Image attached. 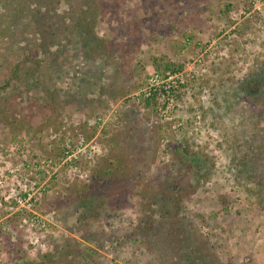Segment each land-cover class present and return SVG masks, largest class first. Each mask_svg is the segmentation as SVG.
<instances>
[{
	"label": "rangeland",
	"instance_id": "rangeland-1",
	"mask_svg": "<svg viewBox=\"0 0 264 264\" xmlns=\"http://www.w3.org/2000/svg\"><path fill=\"white\" fill-rule=\"evenodd\" d=\"M104 1L95 32L110 49L82 48L83 0H53L15 32L0 18V87L41 35L63 101L56 114L0 106V264H65L57 245H80L85 264H185L169 238L183 218L208 261L264 264V0ZM176 74L170 101L156 86L146 102L152 77ZM165 180L198 185L178 216L174 189L154 204Z\"/></svg>",
	"mask_w": 264,
	"mask_h": 264
},
{
	"label": "trees",
	"instance_id": "trees-1",
	"mask_svg": "<svg viewBox=\"0 0 264 264\" xmlns=\"http://www.w3.org/2000/svg\"><path fill=\"white\" fill-rule=\"evenodd\" d=\"M52 1L53 0H0V6L3 9V12L0 14L1 22L3 21L1 23V26L3 27L1 30H3V32H15L16 29L18 30L20 25H25L27 23V19L25 20L27 16L32 17L33 14L31 11L36 10L38 13H44L42 8H46L47 10L49 2ZM59 2H61V0H59ZM83 2L87 6L84 10H82V15L79 17L78 26L76 27L80 30V40L83 43L82 48H88L89 50L92 49L93 51L98 48L110 49L114 44H112L110 40L103 38L95 32L98 14L100 12L104 13L108 10V8L110 9L109 3L106 1L97 3V0H83ZM47 14L48 12H46V15ZM38 23L36 24L33 22L30 24L33 28H35L38 26ZM35 34L40 35V32H35ZM45 39L46 38L40 35V40L34 42L33 48L29 45V40H27L24 46H19L16 61L5 78L4 85L0 87V106H6L8 108L20 107V109H18L19 112L21 110H32L34 107H38L39 110L49 109V111L55 114L59 112L63 105V101L59 98L57 88L52 87L48 82H46L47 80L45 81L42 73L44 69V60H42V56H39V53H43ZM167 68L171 69L172 72L179 70L171 65H167ZM258 81L260 82V80ZM258 85H260V83H258ZM39 90H42L44 93L41 98L37 94H32V92L38 93ZM2 91H5L6 95H1ZM156 94V92H153V96L146 98V102L149 103L151 99L155 98ZM29 113L27 114V118L29 117ZM103 173L109 177L111 170L105 169L103 171L99 169L97 175L100 176ZM132 178L134 179L136 176L133 175ZM206 178H209V176ZM101 180L105 181L104 179ZM113 182L114 177L109 180V183H112L110 190L111 188H116V185ZM144 184L145 186L147 185L146 183ZM87 187L88 186L80 188L78 193L79 197H81L82 201H84L83 207L90 209L92 212L97 211L94 210L93 205L91 206L93 199L87 193ZM197 188L198 185L193 184L174 189L173 184L170 181L165 180L160 184L158 191L153 193L152 198L153 201H155L154 204L156 205L158 204L160 194V198L163 200L165 195L170 193V189H174L172 196L169 198L170 201L173 202L177 211L174 213V216H178L180 211L183 210V200L186 197L190 198V196L196 192ZM251 190L252 189H249L250 192ZM221 198L223 203L227 201L226 195H221ZM156 207L158 208L157 210L161 212L162 215H160L162 217L172 215L170 208L166 205L162 208L158 206ZM96 213H98V211ZM152 213L156 214L157 212L152 209ZM183 219H180L181 221L178 222L176 227H174L176 222L171 223L169 238L173 241V243L178 245H175V249L183 255L182 257H185V264H217V262L213 261V259L211 261L207 260L208 255L206 254V250H209L210 248L206 246L205 243H201L199 246L191 244V238L188 236H191L189 234L196 228H194V226L191 227L192 225ZM175 238L176 240H174ZM59 247L60 246L58 245L55 247L57 257L66 262L65 264H85L88 260V254L85 253L86 250L80 248V245L68 251L59 250ZM192 255L195 256L194 259H192ZM48 256L51 257L52 253L46 254V258H48V262H50V264L58 263V261L55 259L51 260ZM175 263L184 264L181 260H178Z\"/></svg>",
	"mask_w": 264,
	"mask_h": 264
},
{
	"label": "built area",
	"instance_id": "built-area-1",
	"mask_svg": "<svg viewBox=\"0 0 264 264\" xmlns=\"http://www.w3.org/2000/svg\"><path fill=\"white\" fill-rule=\"evenodd\" d=\"M177 76L176 75H169L165 78L159 79L158 75H155L154 77L151 78V83L149 86L150 91L147 93L148 96L152 94V90H157L156 86L162 87L163 88V94L167 95L168 100L170 101L171 98L169 96L170 94V89L172 86L175 84V80L173 78ZM171 105V102L168 103V106Z\"/></svg>",
	"mask_w": 264,
	"mask_h": 264
}]
</instances>
